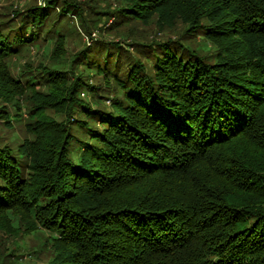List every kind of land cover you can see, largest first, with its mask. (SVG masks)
<instances>
[{"label":"trees","instance_id":"16d2710c","mask_svg":"<svg viewBox=\"0 0 264 264\" xmlns=\"http://www.w3.org/2000/svg\"><path fill=\"white\" fill-rule=\"evenodd\" d=\"M1 2L0 123L25 131L0 138L3 229L9 215L18 234L48 232L41 264H264V0ZM71 17L90 40L137 22L176 28L69 57ZM46 45L59 64L13 76L8 58Z\"/></svg>","mask_w":264,"mask_h":264},{"label":"rangeland","instance_id":"374dc122","mask_svg":"<svg viewBox=\"0 0 264 264\" xmlns=\"http://www.w3.org/2000/svg\"><path fill=\"white\" fill-rule=\"evenodd\" d=\"M76 2L83 3L85 5H89L90 7H94L95 10H108L112 11L114 8H116L119 4V0H74ZM38 4V5H44L43 0H2L1 5L4 6L6 11L9 10V8L13 7H20L27 4ZM10 6V7H9ZM107 6V7H106ZM106 17L107 16H103ZM69 25H74L78 31H68L67 34V40L65 39V47L67 48L68 56L70 57V53H73L76 49L81 47L83 44L88 45L91 44L94 39H106L108 37H115L117 38L120 36V38L126 39V37H134L138 34L144 33L151 35L153 32H157V36L160 38L163 35H167L170 31L167 29H171L175 31V26L171 25L167 27L162 33L160 31L159 27L156 26L154 22H151L149 25H144L141 23H131L127 26H122L120 29H116L110 34H103L100 35V33H97V30H94L91 34L92 40L90 38L86 37L85 35L81 34V32L78 30L77 22L74 17H71ZM112 22L111 15L108 19H106L103 26L106 28V30L110 27ZM101 24V23H100ZM73 29V28H72ZM170 34V33H169ZM173 34V33H172ZM170 34V35H172ZM128 42H130V39H127ZM48 49L49 47L46 45L42 49V54L37 55L34 53V50H30V52H22L21 54L17 56H12L8 58V64L11 73L16 78H22V71L28 68H24V66H28V64H35L39 60H43V62L47 65H57L59 64L61 57L59 56H53V58L48 57ZM56 59V60H55ZM68 60V59H66ZM62 58V61H66ZM26 71V70H25ZM77 71V70H75ZM88 82H91L93 85L96 84L94 81V78H89ZM97 94L101 96V92L99 91ZM91 95L90 91H83L81 93L82 98L88 99ZM104 95L108 96L104 93ZM105 105H108V100L104 101ZM24 107V104L22 105V108ZM24 109V108H23ZM50 115L53 116L56 119H60V116L58 114H55L52 111H49ZM25 116V113H23V117ZM13 128H6L0 123V138H2L4 143H9L11 145H15L21 141L23 136L25 135V131L23 129L22 122H12ZM20 221L17 220L14 216L8 215V228L2 227V219L0 218V250L2 251H9V248L16 245V248L20 251L14 252L15 254L22 253L21 256L16 257H9L13 262L16 261V264H29V262H33L36 264L44 263L48 257L50 256L49 248L51 245V239L49 237L48 232H46L43 229L34 230L32 232H27V234L23 233H17L20 226ZM17 231H15V228H17ZM12 229V230H7Z\"/></svg>","mask_w":264,"mask_h":264}]
</instances>
